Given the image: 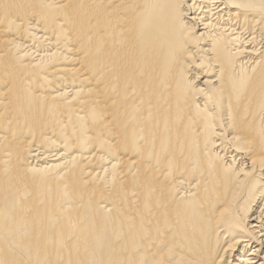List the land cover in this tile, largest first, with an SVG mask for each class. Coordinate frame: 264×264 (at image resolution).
Here are the masks:
<instances>
[{
	"label": "bare ground",
	"instance_id": "bare-ground-1",
	"mask_svg": "<svg viewBox=\"0 0 264 264\" xmlns=\"http://www.w3.org/2000/svg\"><path fill=\"white\" fill-rule=\"evenodd\" d=\"M0 264H264V0H0Z\"/></svg>",
	"mask_w": 264,
	"mask_h": 264
}]
</instances>
